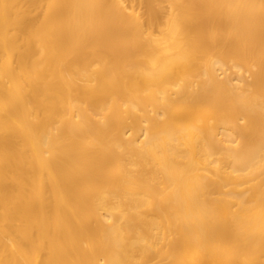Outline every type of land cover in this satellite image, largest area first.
I'll list each match as a JSON object with an SVG mask.
<instances>
[{"label": "bare ground", "instance_id": "obj_1", "mask_svg": "<svg viewBox=\"0 0 264 264\" xmlns=\"http://www.w3.org/2000/svg\"><path fill=\"white\" fill-rule=\"evenodd\" d=\"M0 264H264V0H0Z\"/></svg>", "mask_w": 264, "mask_h": 264}]
</instances>
